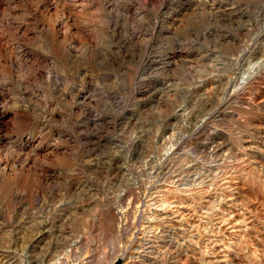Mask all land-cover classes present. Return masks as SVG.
Segmentation results:
<instances>
[{
  "label": "rangeland",
  "instance_id": "rangeland-1",
  "mask_svg": "<svg viewBox=\"0 0 264 264\" xmlns=\"http://www.w3.org/2000/svg\"><path fill=\"white\" fill-rule=\"evenodd\" d=\"M84 2L0 0V264H115L131 236L120 206L153 198L171 203L167 228L188 221L184 238L220 240V258L238 240L230 264H264V0ZM48 5L78 19L63 40ZM224 158L235 170L212 178ZM165 170L209 177L160 195L148 184ZM201 248L172 264H200Z\"/></svg>",
  "mask_w": 264,
  "mask_h": 264
},
{
  "label": "bare ground",
  "instance_id": "bare-ground-1",
  "mask_svg": "<svg viewBox=\"0 0 264 264\" xmlns=\"http://www.w3.org/2000/svg\"><path fill=\"white\" fill-rule=\"evenodd\" d=\"M137 1V0H136ZM84 0H72V5L74 7V9L78 12L82 11L85 7H84ZM87 4V3H86ZM71 9V8H70ZM73 11V10H72ZM81 13V12H80ZM174 13V12H173ZM45 15H48V16H53V20L51 22H49L48 26H47V29L50 33L54 34L56 37H60L62 40L66 38L67 34L70 32V29L74 26H77L76 23H77V17L75 16H72L71 12H60L58 13L56 8L51 6V5H48L45 7L44 9V13ZM44 15V16H45ZM74 15V14H73ZM178 14L177 13H174L172 14V16L170 17V24L173 25V23L178 19ZM155 26L157 27V23L155 24ZM160 27V26H159ZM17 29V28H16ZM170 29V28H169ZM25 31V30H24ZM22 34H24V32H22ZM21 35V34H20ZM2 39L0 38V49L2 47ZM59 40V39H58ZM70 41V40H69ZM16 52L13 50V48H9L8 49V62L12 63L14 62L13 60L15 59L16 57ZM18 56V55H17ZM29 56V55H28ZM143 61V64L145 65H148L150 63V59L149 57L146 58L144 57V59L142 60ZM141 61V62H142ZM144 66V65H143ZM243 79V78H242ZM245 82V81H244ZM230 83V82H229ZM243 83V81H242ZM228 85V84H227ZM228 87V86H227ZM236 93V92H235ZM240 93V92H238ZM222 101V100H221ZM228 104V103H227ZM218 106V104H217ZM3 108L2 106V101H1V96H0V111L1 109ZM220 111V110H219ZM225 112V111H224ZM207 118V117H206ZM168 139H170L169 137H167ZM164 140V139H163ZM181 140V139H180ZM178 141V140H176ZM165 142V141H164ZM162 143V142H161ZM212 143V142H211ZM215 143V142H214ZM219 143V142H218ZM225 143V142H224ZM168 144H170V142L168 141ZM167 145V144H166ZM173 145V144H172ZM170 145V146H172ZM175 145V143H174ZM217 145V144H216ZM165 146V145H164ZM213 146V145H211ZM252 146V145H251ZM183 147V146H182ZM171 148V147H170ZM173 148L172 147L171 149H169L168 153L166 151L165 154H171V152L173 151ZM211 148V147H210ZM244 148V147H243ZM168 149V148H167ZM229 149V148H228ZM182 150V149H181ZM213 150V149H212ZM216 150V148H215ZM230 150V149H229ZM210 151V150H209ZM214 151V150H213ZM226 151V150H225ZM49 152V151H48ZM182 152V151H180ZM221 152V151H220ZM161 153V152H160ZM164 153V152H163ZM213 153V152H212ZM229 153V152H228ZM226 152V154H228ZM238 153V152H237ZM240 153V152H239ZM164 154V155H165ZM218 154V153H217ZM241 154V153H240ZM223 155V154H222ZM230 155V154H229ZM245 155V154H244ZM167 156V155H166ZM173 156V155H172ZM183 156V155H182ZM189 156V155H188ZM225 157V154L223 155ZM237 156V155H236ZM164 157V156H163ZM171 157V156H170ZM176 157V156H175ZM180 157V156H179ZM190 157V156H189ZM213 157V155H212ZM220 157V155H219ZM238 157V156H237ZM161 158H162V155H161ZM160 158V159H161ZM188 158V157H187ZM186 158V159H187ZM192 158V157H191ZM211 158V157H210ZM221 158V157H220ZM153 159V158H152ZM175 158L172 159V161L174 160ZM179 160V158H177ZM184 159V160H186ZM216 159V157H215ZM238 159V158H237ZM242 159V158H241ZM159 160V159H158ZM233 160V159H232ZM240 160V158H239ZM238 160V161H239ZM151 161V160H150ZM175 161V160H174ZM183 161V160H182ZM187 161V160H186ZM185 161V162H186ZM215 161V160H214ZM153 162V161H152ZM184 162V161H183ZM183 162L181 163L183 165ZM217 162V161H216ZM220 162V161H219ZM226 162H227V159H226ZM177 163V162H176ZM198 163V162H196ZM200 163V162H199ZM205 163V162H204ZM215 163V162H214ZM225 163V158H224V161L221 163L224 164ZM242 163V162H241ZM154 163H152V166H153ZM180 164V163H179ZM186 164V163H185ZM193 164V163H192ZM208 164V163H207ZM236 164V163H235ZM244 164V163H242ZM247 164V163H245ZM176 165V164H175ZM190 165V163H189ZM217 165V164H216ZM161 166V165H160ZM169 166V165H168ZM186 166V165H185ZM195 166V165H194ZM197 166V165H196ZM208 166V165H207ZM235 165H232V164H228L226 163V165L224 164L223 166H217L215 168V170L213 172V176H211L212 178L216 177L218 174L220 175H226L227 173H230V172H233L235 170ZM151 167V165H150ZM170 167V166H169ZM188 167V166H187ZM198 167V166H197ZM196 167V168H197ZM165 168V167H163ZM213 168V167H212ZM211 168V169H212ZM239 168V167H238ZM2 169V168H1ZM150 169V168H149ZM153 169V168H151ZM166 169H168L166 167ZM195 170V168H193ZM198 169V168H197ZM210 169V170H211ZM159 170V169H158ZM192 170V169H190ZM209 170V169H207ZM150 171V170H149ZM148 171V172H149ZM153 171V170H152ZM169 171V170H168ZM167 170H165V172H163V176L160 178L159 175L157 176L158 179H152L151 183L148 184V187L152 188L154 191H156V193H159L160 195L162 194L163 190L162 189H166V191H169V192H172L173 191H183V192H187V191H191V187H193L194 185H204V183H206V179L209 177L208 174H204L198 170L196 171H191V172H187L188 173H170L168 172ZM180 171V170H178ZM202 171V170H201ZM151 173V172H150ZM242 173V172H241ZM247 173V172H246ZM158 174V173H157ZM210 174V173H209ZM245 174V173H244ZM219 175V176H220ZM238 175V173H237ZM149 176V175H148ZM153 176V175H152ZM232 176V175H231ZM151 177V176H150ZM224 178V177H222ZM229 179V178H228ZM209 180V179H208ZM219 180V179H218ZM226 180V179H225ZM230 180V179H229ZM128 180H126L127 182ZM134 181V180H133ZM132 181V182H133ZM213 181V179H212ZM211 181L210 183V186L211 185H214L213 182ZM228 181V180H227ZM227 181L225 183H227ZM131 183V181H130ZM221 183V182H220ZM145 184V183H144ZM165 184H167L168 186L170 187H165ZM218 184V183H216ZM223 184V183H222ZM209 184H206L205 186H207ZM219 185V184H218ZM185 186L186 188L183 189L180 187H183ZM209 186V187H210ZM221 186V185H220ZM223 186H227V185H224ZM222 186V187H223ZM145 187L146 184H145ZM198 187V186H197ZM196 187V188H197ZM212 187V186H211ZM216 187V186H215ZM221 187V188H222ZM234 187V186H233ZM124 188V187H123ZM135 188V187H134ZM173 188V189H172ZM190 188V189H189ZM214 188V187H213ZM226 188V187H225ZM230 188V187H229ZM208 189V188H206ZM218 189V187H217ZM224 189V187H223ZM231 189V188H230ZM125 190V189H123ZM146 190V189H145ZM144 190V191H145ZM196 190V189H195ZM204 190V188H203ZM212 192H213V189H211ZM215 190V189H214ZM227 190V189H226ZM225 190V191H226ZM139 191V190H138ZM198 191V190H196ZM202 191V190H201ZM206 191V190H205ZM208 191V190H207ZM233 191V189L231 190ZM230 191V193H231ZM136 192V190H135ZM143 192V191H142ZM192 192V191H191ZM194 192V191H193ZM199 192V191H198ZM211 192V191H210ZM223 192V191H222ZM221 192V193H222ZM122 193V192H121ZM145 193V192H144ZM155 193V194H156ZM216 193V192H214ZM143 194V193H142ZM188 194V192H187ZM196 194V193H194ZM198 194V193H197ZM196 194V195H197ZM201 194V192H200ZM207 194V193H206ZM223 194V193H222ZM225 194V193H224ZM118 195V194H116ZM127 195L125 193L121 194L120 195V202L121 204H123V198L124 196ZM131 195V194H130ZM160 195H158L160 197ZM164 195V194H163ZM184 195V194H183ZM191 195V194H190ZM199 195V194H198ZM144 196V195H143ZM142 196V197H143ZM149 196V195H148ZM165 196V195H164ZM163 196V197H164ZM186 196V195H184ZM188 196V195H187ZM218 196V195H217ZM234 196V194L232 195ZM154 197V196H153ZM158 197V198H159ZM163 197H160V198H163ZM173 197V196H172ZM190 197H193V196H190ZM220 197V196H219ZM231 197V196H230ZM157 198V199H158ZM169 198V197H168ZM174 198V197H173ZM196 198V197H195ZM194 198V199H195ZM218 198V197H217ZM221 198V197H220ZM232 198V197H231ZM129 199V198H128ZM141 199V198H140ZM165 199V197H164ZM172 199V198H171ZM170 199V201H172ZM182 199V198H181ZM226 199V198H225ZM228 199V198H227ZM116 200V199H115ZM142 200V199H141ZM127 201V200H126ZM145 201V200H144ZM178 201V199H177ZM184 201V200H183ZM187 201V200H186ZM185 201V202H186ZM191 201V200H190ZM194 201V200H193ZM197 201V199H196ZM201 201V200H200ZM199 201V202H200ZM204 201V200H202ZM206 201V200H205ZM218 201V200H217ZM215 199L212 200V202H209L207 204H203L204 205V209L207 210V223L205 224L204 230H206V228H208V223L212 220H210L209 216L211 217L212 215L211 214V210L214 208H221L222 204L220 202H217ZM232 201V200H231ZM138 202V201H137ZM142 202V201H141ZM148 202V201H147ZM198 202V201H197ZM240 202V201H239ZM242 202V201H241ZM149 203V202H148ZM141 204L139 205L140 203H137L135 204L134 200H132L131 202H127L125 205L123 206H120V208L122 209V212L124 214V218H125V222H126V225L125 227L127 228V233H130L131 236L130 238L128 239L127 241V244L124 248L123 251L120 252V255L117 257L116 261L113 262V263H119V264H172L173 262H180V256L181 254L183 253H186L187 251H195V248L199 249V247H202L201 250L199 251L202 252L201 254V257H200V264H230L229 262H232L233 260V257L232 255L235 254V247L238 246V240L237 242L235 241H232L231 243L228 244V246H226L227 248L223 247V249H221L222 252H224V254L222 255V257H218L217 255V252L215 251L216 249L214 248V245L219 241L220 245H221V242L220 240L218 241H212L208 238H206L208 236L205 237L206 239L202 240V239H199L201 241H198V239L196 241L193 242L192 240V235H189V237H185L184 238V234L185 233H191L188 229L190 227H193L192 225L188 224V221H186L185 223L183 224H180V226H178V228L180 229L178 232H175V230L177 229V227L174 225H169L170 228H167V226H165L164 224L161 223V220H162V212H159L161 209H164L166 206H169L171 203H168L167 200H162L160 201L159 199L156 200L153 198L152 202H150V204ZM182 202L178 203V204H181ZM225 203V202H224ZM177 204V206H178ZM189 204V203H188ZM186 204V205H188ZM199 204V203H198ZM243 204V203H242ZM241 204V205H242ZM145 206L147 205L146 207H144L145 209H143V211L141 210L140 211V206ZM184 205V204H183ZM224 205H228L229 207L233 208L235 206V202H232V203H225ZM237 205V204H236ZM240 205V206H241ZM150 206H153V210L152 212L151 211V208H149ZM191 206V204H190ZM194 206V205H193ZM192 206V207H193ZM239 206V207H240ZM173 207V205H172ZM176 207V206H175ZM187 207V206H186ZM223 207V206H222ZM196 208V207H195ZM230 208V209H231ZM224 209V208H223ZM240 209V208H239ZM243 209V208H242ZM176 210V209H175ZM120 211V210H119ZM163 211V210H162ZM196 211V209H195ZM203 211V210H201ZM200 211V212H201ZM205 211V210H204ZM228 211V210H227ZM233 211V210H231ZM241 211V210H239ZM247 211V210H246ZM164 212V211H163ZM179 212V211H178ZM191 212V211H190ZM225 212V211H223ZM230 212V210L228 211ZM234 212V211H233ZM242 212V211H241ZM215 213V212H214ZM201 214V213H199ZM198 214V215H199ZM217 214V213H216ZM243 214V213H242ZM173 215V214H172ZM188 215V214H187ZM214 215V214H213ZM222 215V214H221ZM229 215V214H228ZM234 214H232L233 216ZM238 215L241 216L239 213ZM192 216V215H191ZM195 216V215H194ZM204 216V214H203ZM216 216V215H215ZM219 216V215H218ZM216 216V218L218 217ZM123 217V216H122ZM164 217V216H163ZM198 217V216H197ZM200 217V216H199ZM205 217V216H204ZM229 217V216H228ZM202 218V216H201ZM214 218V217H213ZM221 220L220 222H224L227 220L224 219V217H219ZM236 217H234L233 219H235ZM245 217H243L242 219H244ZM237 219V218H236ZM249 219V218H248ZM203 220H206V219H203ZM252 220V219H251ZM40 221V220H38ZM119 221V220H118ZM146 221V222H144ZM214 221V220H213ZM154 222V224H152ZM163 222V221H162ZM218 222V221H217ZM236 222V221H235ZM243 222V220L241 221ZM39 223V222H38ZM145 223H148L147 225H145ZM244 223V222H243ZM242 223V224H243ZM124 224V222H123ZM220 224V223H219ZM222 224V223H221ZM231 224V223H230ZM241 224V225H242ZM36 225V224H35ZM214 225V224H213ZM233 225V224H232ZM240 225V224H239ZM245 225V224H244ZM38 226V224H37ZM168 226V227H169ZM186 226H188L186 228ZM197 226V225H196ZM219 226V225H218ZM243 226V225H242ZM122 227V226H121ZM195 227V226H194ZM201 227V226H200ZM233 227V226H232ZM239 227V226H238ZM244 227V226H243ZM247 228V226H245ZM45 228V225H43L41 228H40V231L41 233L37 234V237L36 240H34L35 242L39 241L42 239L43 235L44 234H47L45 233V231L47 230H44ZM53 228V227H52ZM151 228H154L153 230H150ZM212 228V226H211ZM121 229V228H120ZM192 229V228H191ZM190 229V230H191ZM213 229V228H212ZM223 229V228H222ZM221 229V230H222ZM239 229V228H238ZM241 229V228H240ZM248 229V228H247ZM211 230V229H209ZM237 230V229H236ZM155 231H157V233H154ZM203 231V230H202ZM207 231V230H206ZM220 232V228L218 229L217 227V231L216 232ZM239 231V230H238ZM241 231V230H240ZM242 231H244L245 233V230L242 229ZM247 231V230H246ZM37 232V231H36ZM152 232L151 235H148V233L150 234ZM198 232V230H197ZM223 232V231H221ZM227 232V231H226ZM140 234V236L138 238H136V234ZM180 234V238H177V234ZM204 233V232H203ZM207 233V232H206ZM50 234V233H49ZM200 234V233H199ZM198 234V235H199ZM210 234V233H209ZM213 234H214V231H213ZM212 234V235H213ZM216 234V233H215ZM202 235V234H201ZM211 235V234H210ZM221 235V234H220ZM223 235H226V234H223ZM151 236V237H149ZM231 236V235H230ZM228 236V237H230ZM52 237V236H51ZM124 237V236H123ZM194 237V236H193ZM200 237V236H199ZM216 237V236H215ZM45 238V237H44ZM233 238V237H232ZM33 239V238H32ZM212 239V238H211ZM230 239V238H229ZM232 240V239H231ZM41 242V241H40ZM193 244H195V248H190V246H193ZM202 244V245H201ZM37 245V244H35ZM38 246V245H37ZM199 246V247H198ZM225 246V244H224ZM222 247V246H221ZM230 247L232 248L233 247V250H230ZM58 249V248H57ZM237 249V248H236ZM218 250L220 251V249L218 248ZM12 251V250H11ZM10 251V253H11ZM54 251V250H53ZM229 251L233 252L232 254L229 253ZM237 253V252H236ZM12 254V253H11ZM33 254V253H31ZM62 255V253H61ZM187 255V253H186ZM185 255V256H186ZM189 255V254H188ZM208 255V256H207ZM209 255H212V256H209ZM221 255V253H220ZM58 256V255H56ZM1 257V256H0ZM194 257V256H193ZM199 258V257H198ZM199 260V259H198Z\"/></svg>",
  "mask_w": 264,
  "mask_h": 264
},
{
  "label": "water",
  "instance_id": "water-1",
  "mask_svg": "<svg viewBox=\"0 0 264 264\" xmlns=\"http://www.w3.org/2000/svg\"><path fill=\"white\" fill-rule=\"evenodd\" d=\"M115 264H119V263H115Z\"/></svg>",
  "mask_w": 264,
  "mask_h": 264
}]
</instances>
